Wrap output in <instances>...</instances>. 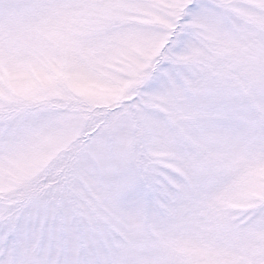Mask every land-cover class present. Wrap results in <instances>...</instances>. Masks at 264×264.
<instances>
[{"label": "snow or ice", "instance_id": "1", "mask_svg": "<svg viewBox=\"0 0 264 264\" xmlns=\"http://www.w3.org/2000/svg\"><path fill=\"white\" fill-rule=\"evenodd\" d=\"M0 264H264V0H0Z\"/></svg>", "mask_w": 264, "mask_h": 264}]
</instances>
